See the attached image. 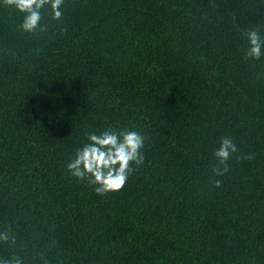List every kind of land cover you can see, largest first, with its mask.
Returning <instances> with one entry per match:
<instances>
[{"label":"trees","instance_id":"1","mask_svg":"<svg viewBox=\"0 0 264 264\" xmlns=\"http://www.w3.org/2000/svg\"><path fill=\"white\" fill-rule=\"evenodd\" d=\"M63 13L26 33L0 0V231L15 240L0 259L264 264V55L246 57L244 36H264V0H64ZM109 128L140 132L145 159L100 195L67 164ZM226 136L239 151L216 176Z\"/></svg>","mask_w":264,"mask_h":264},{"label":"clouds","instance_id":"2","mask_svg":"<svg viewBox=\"0 0 264 264\" xmlns=\"http://www.w3.org/2000/svg\"><path fill=\"white\" fill-rule=\"evenodd\" d=\"M3 4L24 14L20 28L26 33L46 31V25L42 23L45 11L55 21H60L64 15V0H3ZM244 36L249 45L246 57L259 60L264 55V36L256 28L246 30ZM86 135L89 142L77 148L74 158L67 164L71 175L79 180L87 179L100 195L120 191L129 175L135 171L133 165L139 167L144 162L142 149L145 137L136 130L111 128L99 134L89 132ZM238 151L232 138L226 136L221 139L219 147L214 151L216 166L213 171L216 176H223L229 171L228 161ZM240 158L237 156V159ZM212 183L220 187L222 180L216 179ZM0 243L14 244L13 234L8 230L0 231ZM0 264H23V260L13 255L0 259Z\"/></svg>","mask_w":264,"mask_h":264}]
</instances>
